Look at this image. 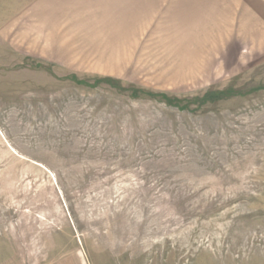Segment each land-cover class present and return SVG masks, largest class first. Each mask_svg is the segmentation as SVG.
<instances>
[{
	"label": "rangeland",
	"instance_id": "rangeland-1",
	"mask_svg": "<svg viewBox=\"0 0 264 264\" xmlns=\"http://www.w3.org/2000/svg\"><path fill=\"white\" fill-rule=\"evenodd\" d=\"M78 8L0 0V264H264V56Z\"/></svg>",
	"mask_w": 264,
	"mask_h": 264
},
{
	"label": "crops",
	"instance_id": "crops-1",
	"mask_svg": "<svg viewBox=\"0 0 264 264\" xmlns=\"http://www.w3.org/2000/svg\"><path fill=\"white\" fill-rule=\"evenodd\" d=\"M80 10H118L134 12H168L172 21L181 20V25H199L209 28L204 36L228 33L222 30L238 27L236 38L231 39L241 46L245 43L264 56V0H75ZM197 16V17H196ZM144 18L141 15L138 19ZM159 17H162L159 15ZM166 17V14L163 15ZM191 17H196L192 19ZM194 20L196 22H192ZM139 25V24H136ZM172 25H176L175 22ZM177 25H180L177 23ZM223 27V28H222ZM222 28V29H220ZM205 41V40H203ZM218 42L221 40H206ZM228 41V40H225Z\"/></svg>",
	"mask_w": 264,
	"mask_h": 264
},
{
	"label": "trees",
	"instance_id": "trees-1",
	"mask_svg": "<svg viewBox=\"0 0 264 264\" xmlns=\"http://www.w3.org/2000/svg\"><path fill=\"white\" fill-rule=\"evenodd\" d=\"M168 99V98H167ZM168 100H171V99H168Z\"/></svg>",
	"mask_w": 264,
	"mask_h": 264
}]
</instances>
